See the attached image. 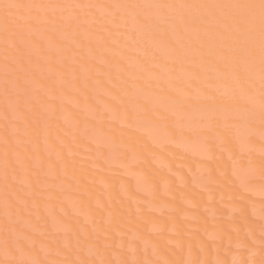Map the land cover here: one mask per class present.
<instances>
[{"label":"rangeland","instance_id":"1","mask_svg":"<svg viewBox=\"0 0 264 264\" xmlns=\"http://www.w3.org/2000/svg\"><path fill=\"white\" fill-rule=\"evenodd\" d=\"M237 1L173 0L174 3H171V0H81V2L79 0H2L0 2L2 12H0V264H89L93 259L95 263L99 261L97 264H159L158 262L171 264L167 262L168 259L165 260L164 253L166 251L167 254L171 253V249L167 248L168 244V247H173L172 249L177 252L181 250L182 247L178 245L176 237L179 235L180 226L184 227L185 223V227L188 228V233L184 230L185 236L190 235L194 238L200 235L204 241L198 242L199 245L201 242L200 246L195 243L198 246L195 247V252H189L188 245L183 246L184 249L182 248L180 252L185 254L183 258L187 257L186 261L183 259L185 264H254L253 261L258 256L261 257H258L257 261L262 264L261 258L263 257L264 260V33H262L264 18H261L264 14L256 16L257 21L258 18L262 20V22L258 21L260 23L253 18L256 13H263L264 7L259 10L261 13L254 11L257 7L252 10L254 16L252 18L250 6H244L248 0L244 3H242L244 0L241 3L240 0ZM189 2L193 5L191 6ZM214 2H218L219 5L217 3L216 7ZM256 2L259 3L257 4L260 6L259 9L264 6L263 0H260L261 3L254 0V3ZM59 3L64 7H60ZM178 3L183 7L182 11L179 6L177 7ZM254 3L251 2V5L247 2L251 6L256 5ZM169 4L175 7L172 6V9ZM242 5L246 10L249 9L245 11L241 8ZM212 7H215V11ZM4 8H7L6 11ZM10 8L12 11L9 10ZM113 9L120 14L115 13ZM158 9L163 12L159 10L158 13ZM145 10L149 12L152 10V13H146ZM190 10L193 16L188 13ZM212 11H217L213 14L218 16H213ZM248 13L250 18L246 17ZM244 16L248 20L243 21ZM37 17L38 19H35ZM100 17L106 22H101ZM162 17L163 21L159 19ZM213 19H216L217 23ZM187 22H190V28L189 25H185ZM100 24L107 25L101 27ZM248 24L250 26L252 24L253 28L256 26V29L261 27L263 29L254 32V28L250 31L251 27ZM137 25H141L140 28H136ZM12 26L14 28H11ZM79 26L83 29L81 27L79 29ZM145 26L150 32L144 28ZM197 27H201L203 32L200 33ZM155 28L159 31L161 29L162 33ZM109 29L112 32L108 33ZM115 29L118 31L116 32ZM141 29L146 33L140 31ZM171 30L177 32L175 34L177 36L171 35ZM180 32L182 34L184 32L186 36ZM252 32L256 33L257 37L253 36L254 34L251 36ZM112 33L117 40L113 39L112 43L109 40V43L102 41L113 38ZM156 35L162 39L155 38ZM108 36L110 37L106 38ZM179 36L184 37L185 40ZM212 36H215L214 39ZM149 39H154L152 41L154 45L160 43L159 40L164 41L165 43L161 41L162 45H159L166 48H160L161 51H158L159 48L151 44ZM180 41L185 43L183 42L182 45ZM174 42H180L179 46ZM186 42L188 44L184 46ZM103 43L108 45L112 52L107 51ZM113 43L118 45L114 46ZM121 46L125 47L120 49ZM112 47L115 49L113 50ZM140 47L145 51L149 49L147 54ZM180 48L185 50L181 51ZM98 50L103 53L102 59L98 58ZM104 50L107 58H104L106 55ZM165 51L170 53L165 54ZM135 52L139 57L137 56L138 59L133 62ZM120 54L129 56L127 57L129 60L121 58ZM191 54L192 56H189ZM146 55L152 58L149 59ZM131 56L133 58H130ZM158 58L160 60H157ZM91 60L98 63L94 65L95 68L91 65L93 63ZM116 60L127 63L125 65L119 62L115 66ZM138 60H142L145 64L142 65V61ZM108 61L111 65L113 63L115 65L109 67L111 65ZM85 63H89V66L87 64L85 66ZM148 64L150 68L147 67ZM100 65L107 69H102ZM88 67L91 69L93 67L94 71L92 72ZM96 67L99 72L95 71ZM108 67L111 72L107 74L105 72L108 71ZM137 67L138 72L134 70ZM99 76L104 77L106 84L110 85L113 82L114 84L111 85L116 91L109 92L108 88L101 84L103 78ZM110 78L113 79L111 82ZM102 95L106 98L110 97L113 103ZM51 101L53 103L55 101L54 104L57 102L60 108L55 109L57 104L54 106ZM68 103L77 110L76 114L69 105L67 106ZM21 110L25 113L23 111V114ZM58 117L64 122L58 124H62L61 133L66 137L59 138L60 135L58 137L61 130L56 129V125L53 124L56 121V119L53 121V118ZM52 124L55 129L53 126L52 128L58 130L57 133L55 132L56 136L51 134ZM31 125H36L33 131L34 127ZM36 128L40 133L35 131ZM43 131L45 133L42 134ZM132 132L137 133V137L138 135L141 137V140L134 144L135 146L132 144L134 142H131V136H127ZM52 137L57 139L55 140L57 143L53 142ZM13 142L17 147H13ZM38 142L42 143L39 145ZM50 142L56 143L54 145L59 148L52 146ZM10 145L11 148L16 149L12 151L15 153L11 158L12 164L6 160ZM24 146L32 149V153L26 157L29 160L32 156V160L29 161L32 172L25 165L27 160L23 162L24 158L19 155L22 153L20 150L23 152L24 149L27 150V148L23 149ZM40 147L44 156L39 152ZM147 148H150L151 152H146ZM75 154L80 155L82 160L88 161L92 171L95 172L89 181L91 187L95 189L93 196H91L92 188L84 187L81 180L68 168L64 155ZM149 163L152 164L151 167ZM146 165L149 168L153 166L157 168V173L159 172L157 175L162 174V177L157 178L158 180L153 178L155 175L148 178L144 172H147L146 170L154 172V170L148 168L145 170ZM109 177L112 180H109ZM172 183L175 189H172ZM227 185L239 189L236 190L237 193L235 191L239 195H236L234 190L230 191L234 188L226 187ZM221 189H227L226 195L225 191L221 193ZM196 194L198 197L201 196L199 200L203 196L201 203L195 200L198 199ZM231 194H235L234 197ZM124 204L126 207L123 206ZM121 208L125 211L123 215L117 212ZM241 210L246 212V216L241 214ZM174 217H176L175 221L182 223L178 229V222L175 223L176 226L173 223ZM246 217H252L251 227L240 224V222L243 224L244 218L246 222ZM132 218L138 219L135 220L137 226L136 223H132L133 220L131 222ZM156 219H160L164 227ZM164 219L171 220L173 225L169 222L167 224L170 226H167ZM215 219L220 224L215 222ZM223 220L227 222L223 223ZM249 220L251 219L248 218L247 221ZM254 220L257 221L256 224ZM205 221L207 225H204ZM237 223L242 229L233 228V224L237 225ZM254 224L255 227H252ZM206 226L209 229H206ZM222 228L230 229L229 233L231 231L233 237L225 233L222 235ZM190 231L193 234H189ZM235 231L238 236H235ZM168 233L174 234L172 239L177 243L170 239ZM163 235L170 237V240L163 237L161 240L163 243L159 244L158 236L162 239ZM241 239L247 244L239 242ZM154 241L157 242L158 247ZM191 249L189 246V250ZM184 251L186 252L183 253ZM204 251L210 253L208 258ZM190 259H196V263ZM256 264L260 263L256 262Z\"/></svg>","mask_w":264,"mask_h":264},{"label":"bare ground","instance_id":"2","mask_svg":"<svg viewBox=\"0 0 264 264\" xmlns=\"http://www.w3.org/2000/svg\"><path fill=\"white\" fill-rule=\"evenodd\" d=\"M1 1H2V0H1ZM1 1H0V2H1ZM31 1H32V0H31ZM79 1L81 2V0H79ZM91 1H92V0H91ZM95 1H96V0H95ZM101 1H102V0H101ZM110 1H111V0H110ZM164 1H165V0H164ZM172 1H173V0H171V3H174V2H172ZM194 1H195V0H194ZM198 1H199V0H198ZM206 1H207V0H206ZM234 1H235V0H234ZM236 1H237V0H236ZM241 1H242V0H240V3H241ZM246 1H247V0H246ZM250 1H251V0H248L247 2H249L250 4H251V2H252V4L254 3V0H252L251 2H250ZM255 1H257V0H255ZM258 1L260 2V0H258ZM7 2H8V1H7ZM59 2H60V1H59ZM69 2H70V1H69ZM97 2H98V1H97ZM169 2H170V1H169ZM178 2H179V1H178ZM218 2H219V1H218ZM218 2H216V3L214 2V5L216 4V5H215L216 7H217V3H218ZM220 2H221V1H220ZM228 2H229V1H228ZM228 2H227V3H228ZM237 2H239V1H237ZM244 2H245V0L242 1V3H244ZM247 2L245 3V5H244V4H243V5L246 6V7H249V6H250L249 8L251 9V11H250L251 13H252V10H254L256 7H257L258 10L256 9V10H254V11H259V10L261 11L262 8L264 7V6L262 5V7L259 9L260 6H257V4L259 5V3L256 2V3H254V4H256V5L251 6L252 4H251V5H250V4H247ZM261 2H262V1H261ZM261 2H260V3H261ZM263 2H264V0H263ZM43 3H44V2H43ZM67 3H68V2H67ZM72 3H73V2H72ZM114 3H115V2H114ZM116 3H117V2H116ZM160 3H161V2H160ZM164 3H165V2H164ZM179 3H180V2H179ZM179 3H178V5H177V7L179 6L178 8H180V9L183 8V7H180V4H181V3H180V4H179ZM186 3H187V2H186ZM189 3H190V2H189ZM192 3H193V2H192ZM201 3H202V2H201ZM221 3H222V2H221ZM240 3H239V4H240ZM30 4H31V3H30ZM48 4H49V3H48ZM79 4H81V3H79ZM157 4H158V3H157ZM167 4H168V3H167ZM167 4H166V6H167ZM190 4H191V3H190ZM197 4H198V3H197ZM205 4H206V3H205ZM224 4H225V3H224ZM262 4H263V3H262ZM8 5H9V4H8ZM12 5H13V4H12ZM22 5H24V4H22ZM28 5H29V4H27V6H28ZM37 5H39V3H38ZM44 5H45V4H44ZM59 5H60V3H59ZM59 5H58V6H59ZM76 5H77V4H76ZM88 5H89V4H88ZM192 5H193V4H191V6H192ZM207 5H208V3H207ZM218 5H219V3H218ZM220 5H221V4H220ZM243 5H242V6H243ZM247 5H249V6H247ZM260 5H261V4H260ZM0 6H1V4H0ZM3 6H4V5H3ZM13 6H14V5H13ZM13 6H12V7H13ZM16 6H17V5H16ZM18 6H19V5H18ZM27 6H26V7H27ZM45 6H46V5H45ZM45 6H44V8H47V7H45ZM55 6H56V5H55ZM79 6H80V5H79ZM79 6H78V7H79ZM99 6H100V4H99ZM103 6H104V5H103ZM109 6H110V5H109ZM169 6H170V4H169ZM172 6H173V5H171L170 7L173 9V7H175V6H173V7H172ZM200 6H202V5H200ZM205 6H206V5H205ZM205 6H204V7H205ZM208 6H209V5H208ZM212 6H213V5H212ZM244 6L241 7V8H242V9L244 8V10L247 11L249 8H247V10H246V7H244ZM10 7H11V6H10ZM32 7H33V6H32ZM56 7H57V6H56ZM60 7H64V6H61V5H60ZM80 7H83V6L81 5ZM97 7H98V3H97ZM111 7L114 8L113 6H111ZM161 7H162V6H161ZM161 7H160V8H161ZM210 7H211V6H210ZM21 8H22V7H21ZM50 8H52V7H50ZM65 8H66V7H65ZM65 8H64V9H65ZM67 8H68V7H67ZM67 8H66V9H67ZM99 8H101V7H99ZM112 8H111V9H112ZM162 8H163V7H162ZM186 8H190V7H189V6H186ZM205 8H206V7H205ZM212 8H213V11H215V10H214L215 7H212ZM252 8H253V9H252ZM2 9H3V7H2ZM4 9H5V11H6L7 8H4ZM16 9H17V8H16ZM24 9H25V8H24ZM76 9H77V8H76ZM83 9H84V8H83ZM117 9H118V8H117ZM172 9H169V10H172ZM180 9H179V10H180ZM192 9H193V8H192ZM203 9H204V8H203ZM216 9H217V8H216ZM225 9H226V8H225ZM239 9H240V8H239ZM242 9H241V10H242ZM9 10H11V8H10ZM44 10H45V9H44ZM79 10H80V9H79ZM86 10H87V9H86ZM91 10H92V9H91ZM93 10H94V9H93ZM113 10H115V9H113ZM113 10H112V11H113ZM159 10H160V9L157 10L158 13H160ZM187 10H188V9H186V11H187ZM194 10H195V9H194ZM11 11H12V10H11ZM14 11H15V10H14ZM19 11H20V8H19ZM45 11H46V10H45ZM65 11H66V10H65ZM69 11H70V10H69ZM102 11H103V10H102ZM115 11H116V10H115ZM124 11H125V10H124ZM160 11H161V10H160ZM180 11H182V9H181ZM205 11H206V10H205ZM213 11H212V14L217 12V11H216V12H213ZM254 11H253V12H254ZM260 11H259L258 13H261ZM262 11H264V10H262ZM0 12H1V9H0ZM7 12H8V11H7ZM9 12H10V11H9ZM23 12H24V11H23ZM31 12H32V11H31ZM31 12H30V13H31ZM47 12H48V11H47ZM52 12H53V11H52ZM52 12H51V13H52ZM56 12H57V11H56ZM77 12H78V10H77ZM94 12H95V10H94ZM100 12H101V11H100ZM145 12H146V13H152V10H151L150 12L147 11V10H145ZM161 12H163V10H162ZM177 12H178V10H177ZM189 12L191 13V10L188 11V13H189ZM196 12H197V11H196ZM209 12H210V11H209ZM209 12H208V13H209ZM225 12H226V11H225ZM225 12H224V13H225ZM1 13H2V12H1ZM34 13H35V12H34ZM53 13H54V12H53ZM63 13H64V12H63ZM85 13H86V12H85ZM115 13L120 14L118 11H116ZM123 13H125V12H123ZM123 13H122V14H123ZM170 13L172 14V12H170ZM180 13H183V12H180ZM219 13H220V11H219ZM251 13H250V15L252 16V18L255 16L253 19H256V16H259V15H263V14H264V12L261 13V14H257V13H256V14L253 16V13H252V14H251ZM11 14H12V13H11ZM13 14H14V13H13ZM13 14H12V15H13ZM26 14H27V13H26ZM28 14H29V12H28ZM61 14H62V13H61ZM68 14H69V13H68ZM70 14H71V13H70ZM70 14H69V15H70ZM87 14H88V13H87ZM99 14H101V13H99ZM111 14H112V13H111ZM126 14H127V13H126ZM174 14H175V13H174ZM191 14H192V13H191ZM195 14H197V13H195ZM195 14H194V15H195ZM212 14H211V15H212ZM222 14H223V13H222ZM4 15H5V12H4ZM21 15H22V14H21ZM23 15H24V14H23ZM29 15H30V14H29ZM35 15H36V14H35ZM43 15H44V14H43ZM91 15H92V12H91ZM97 15H98V13H97ZM156 15H158V14H156ZM175 15H177V13H176ZM184 15H186V14L184 13ZM215 15H216V14H215ZM215 15L213 14V16H215ZM233 15H234V14H233ZM250 15H249V13H248V14L246 15V17L249 16V18H250ZM7 16H8V14H7ZM7 16H6V17H7ZM16 16H17V15H16ZM16 16H14L15 19H16ZM40 16H41V15H40ZM47 16H48V15H47ZM47 16H45V17H47ZM57 16H58V15H57ZM93 16H94V15H93ZM146 16H147V15H146ZM146 16H145V17H146ZM165 16H166V15H165ZM192 16H193V14H192ZM192 16H191V17H192ZM216 16H218V15H216ZM221 16H222V15H221ZM227 16H228V15H227ZM8 17H9V16H8ZM8 17H7V18H8ZM14 17H12V18H14ZM24 17H25V16H24ZM72 17H73V16H72ZM85 17H86V16H85ZM102 17H103V16H102ZM102 17H100L99 20H102ZM158 17H160V16L158 15ZM158 17L156 16V18H158ZM163 17H164V16H163ZM163 17H162V18H159V19H162V21H163V20H164ZM166 17H167V16H166ZM182 17H183V16H182ZM187 17H189V16H187ZM223 17H224V15H223ZM246 17L244 16L243 19H242L241 17H240V18L244 21V19H245V20H246V19L248 20V18H246ZM92 18L94 19V17H92ZM92 18H90V19H92ZM98 18H99V17H98ZM112 18H113V17H112ZM112 18H111V20L114 21ZM117 18H118V17H117ZM120 18H122V17H120ZM180 18H181V17H180ZM189 18H190V17H189ZM189 18H188V20H190ZM194 18H195V17H194ZM199 18H200V17H199ZM201 18H202V17H201ZM213 18H214V17H213ZM257 18H258V17H257ZM263 18H264V17L262 16L261 19H263ZM17 19H19V18H17ZM35 19H38V17L35 18ZM42 19H43V18H42ZM46 19H47V18H46ZM68 19H69V18H68ZM74 19H75V18H74ZM132 19H133V18H132ZM159 19H157V20H159ZM210 19H211V18H210ZM217 19H218V18H217ZM225 19H226V18H225ZM229 19H230V18H229ZM5 20H7V19H5ZM30 20H32V19H30ZM48 20H49V19H48ZM79 20H80V19H79ZM94 20H95V19H94ZM130 20H131V19H130ZM133 20H135V19H133ZM173 20H176V19H173ZM184 20H185V19H184ZM194 20H196V19H194ZM202 20H203V19H202ZM202 20H200V21H202ZM213 20L216 21V19H213ZM213 20H212V23H214ZM218 20H219V19H218ZM259 20H260V18H258V21H259ZM9 21H10V19H9ZM18 21H20V20H18ZM18 21H17V22H18ZM50 21H51V20H50ZM97 21H98V19H97ZM168 21H169V19H168ZM170 21H171V20H170ZM178 21H179V20H178ZM256 21H257V19H256ZM258 21H257V23H260V22H258ZM260 21L262 22V20H260ZM263 21H264V20H263ZM23 22H24V21H23ZM32 22H33V21H32ZM32 22H31V23H32ZM67 22H68V21H67ZM73 22H75V21H73ZM79 22H80V21H79ZM79 22H78V23H79ZM89 22H90V21H89ZM99 22H100V21H99ZM101 22H104V23H105L106 21H103V20H102ZM124 22H125V19H124ZM152 22H153V21H152ZM152 22H151V23H152ZM166 22H167V21H166ZM171 22H174V21H171ZM176 22H177V21H176ZM197 22L199 23V20H197ZM245 22H246V21H245ZM15 23H16V22H15ZM18 23H19V22H18ZM31 23H30V24H31ZM50 23H51V22H50ZM52 23H53V22H52ZM52 23H51V24H52ZM60 23H61V22H60ZM86 23H87V22H86ZM115 23H116V22H115ZM151 23H150V24H151ZM157 23H158V22H157ZM216 23H217V21H216ZM218 23H219V22H218ZM255 23H256V22H255ZM7 24H8V22H7ZM43 24H44V23H43ZM66 24H67V23H66ZM75 24H77V21H76ZM75 24H73V25H75ZM122 24H123V22H122ZM148 24H149V23H148ZM168 24H169V23H168ZM174 24L177 25V23H175V22H174ZM174 24H172V25H174ZM189 24H190V22H189V23L187 22V24H185V25H189ZM200 24H201V23H200ZM262 24H263V23H262ZM22 25H23V24H22ZM55 25H56V24H55ZM100 25H101V24H100ZM103 25H107V24H103ZM103 25H101V27H105V26H103ZM135 25H136V24H135ZM152 25H153V24H152ZM155 25H156V24H155ZM164 25H166V24H164ZM172 25H170V26H172ZM194 25H195V24H194ZM212 25H213V24H212ZM244 25H245V24H244ZM244 25H243V26H244ZM248 25H249V24H248ZM253 25H254V24H253ZM256 25H257V24H256ZM258 25H259V24H258ZM27 26H28V25H26V27H27ZM52 26H53V25H52ZM83 26H84V25H83ZM86 26H87V25H86ZM86 26H85V27H86ZM108 26H111V25H108ZM119 26H120V25H119ZM122 26L124 27V25H122ZM139 26H141V25H137L136 28H138ZM146 26H149V25H146ZM146 26H145L144 28H146ZM161 26H162V25H161ZM191 26H192V25H191ZM217 26H218V25H217ZM220 26H221V24H220ZM251 26H252V24H251ZM251 26L249 25V27H251ZM260 26H261V25H260ZM260 26H259L258 28H260ZM54 27H55V26H54ZM70 27H71V26H70ZM80 27H81V26H79V29H80ZM87 27H88V26H87ZM97 27H99V26L97 25ZM126 27H127V26H126ZM128 27H129V26H128ZM158 27H159V26H158ZM158 27H157V28H158ZM173 27H175V26H173ZM173 27H172V28H173ZM207 27L209 28V26H207ZM214 27H215V26H214ZM246 27H248V26H246ZM249 27H248V28H249ZM255 27H256V26H255ZM255 27H254V28H255ZM262 27H264V24L262 25ZM262 27H261V29H256V28L254 29L253 27H251V30H250V31H253V29H254V32H255V31H258V30H262V29H263ZM11 28H14V27L12 26ZM28 28H29V27H27V29H28ZM60 28H61V27H60ZM81 28H82V27H81ZM92 28H93V27L91 26L90 29H92ZM94 28H95V27H94ZM110 28H111V27H110ZM114 28H115V27H114ZM119 28H120V27H119ZM119 28H118V29H119ZM139 28H140V27H139ZM144 28H143V29H144ZM170 28H171V27H170ZM187 28H188V27H187ZM189 28H190V25H189ZM197 28H198L197 30H199L201 27H200V28L197 27ZM202 28H203V27H202ZM204 28H206V27L204 26ZM240 28H243V27H240ZM244 28H245V27H244ZM16 29H17V28H16ZM25 29H26V28H25ZM79 29H78V30H79ZM82 29H83V28H82ZM85 29H86V28H85ZM90 29H89V30H90ZM104 29H106V28H104ZM107 29H108V28H107ZM121 29H123V28H121ZM126 29H127V28H126ZM134 29H135V28H134ZM143 29H141L140 31H142ZM146 29H147V28H146ZM152 29H153V28H152ZM155 29H156V28H155ZM164 29H165V28H164ZM176 29H178V27H177ZM179 29H181V28H179ZM233 29H234V28H233ZM245 29H247V28H245ZM11 30H12V29H11ZM32 30H33V29H32ZM98 30H99V29H98ZM113 30H114V29H113ZM115 30H116V32L118 31L117 29H115ZM138 30H139V29H138ZM147 30H148V29H147ZM153 30H154V29H153ZM168 30H169V28H168ZM206 30H207V29H206ZM247 30H248V29H247ZM23 31H24V30H23ZM60 31H61V30H60ZM79 31H80V30H79ZM82 31H83V30H82ZM95 31H96V28H95ZM135 31H137V30H135ZM135 31H133V32H135ZM144 31H145V30H143L142 32H144ZM148 31H149V30H148ZM156 31H159V30L156 29ZM160 31H161V29H160ZM160 31H159V32H160ZM209 31H211V30L209 29ZM212 31H213V30H212ZM11 32H12V31H11ZM11 32H10V33H11ZM73 32H75V31L73 30ZM110 32H112V30L109 29V32H108V33H110ZM119 32H120V31H119ZM149 32H150V31H149ZM172 32H173V31L171 30V35H172V34H174V35L177 34V32H176V33H175V32L172 33ZM197 32H198V31H197ZM199 32L202 33V32H203V29H202V32H201V29H200ZM205 32H207V31H205ZM205 32H204V33H205ZM254 32H252V34H250V35L252 36V35L254 34L253 36H255L256 33H254ZM260 32H261V31H260ZM19 33H20V32H19ZM69 33H70V32H69ZM76 33H77V31H76ZM76 33H75V34H76ZM101 33H104V32L101 31ZM135 33H136V32H135ZM144 33H146V32H144ZM156 33H158V32H156ZM160 33H162V31H161ZM167 33H168V32H167ZM180 33L182 34V32H180ZM200 33H199V34H200ZM214 33H215V32H214ZM249 33H251V32H249ZM262 33H264V30L262 31ZM15 34H16V33H15ZM71 34H72V33H71ZM71 34H70V35H71ZM131 34H132V33H131ZM151 34H154V33L151 32ZM158 34H159V33H158ZM163 34H164V33H163ZM183 34L185 35L184 32H183ZM183 34H182V35H183ZM188 34H189V33H188ZM260 34H261V33H260ZM5 35H6V34H5ZM9 35H10V34H9ZM19 35H20V34H19ZM55 35H56V34H55ZM98 35H99V33H98ZM100 35H101V34H100ZM100 35H99V36H100ZM114 35H115V34L112 33L111 37H113V38H109L110 36H108V37H106V38H109V39H107V41H106L105 39L102 40V41H103V42H107V43H109V41H110V43H112L113 39H116V37H114ZM121 35H123V34H121ZM126 35L128 36L129 34L127 33ZM205 35H206V34H205ZM211 35H212V34H211ZM11 36H12V35H11ZM15 36H16V35H15ZM20 36H21V35H20ZM61 36H62V35H61ZM61 36H60V37H61ZM73 36H74V35H73ZM90 36H91V33H90ZM102 36H103V35H102ZM127 36H126V37H127ZM134 36H135V35H134ZM153 36H154V35H153ZM166 36H168V35H166ZM169 36H170V34H169ZM169 36H168V37H169ZM175 36H177V35H175ZM175 36H173V38H175ZM185 36H186V35H185ZM215 36H216V35H215ZM215 36H214V37H215ZM262 36H263V35H261V37H262ZM17 37H18V36H17ZM57 37H58V36H57ZM67 37H68V36H67ZM71 37H72V35H71ZM87 37H88V36H87ZM100 37H101V36H100ZM118 37H119V36H118ZM158 37H159V36H158ZM158 37H157V35L155 36V38H158ZM180 37H182V36H179V38H180ZM209 37H210V36H209ZM214 37L212 36V39H214ZM256 37H257V35H256ZM258 37H259V36H258ZM261 37H260V38H261ZM263 37H264V36H263ZM263 37H262V38H263ZM7 38H9V37H7ZM34 38H36V37H34ZM74 38H75V37H74ZM74 38H73V39H74ZM90 38H91V37H90ZM155 38H154V39H155ZM159 38H161V37H159ZM169 38H170V37H169ZM183 38H184V37H182L181 39H183ZM201 38H202V37H201ZM16 39H17V38H16ZM16 39H15V40H16ZM21 39H22V38H21ZM92 39H94V38H92ZM99 39H102V38H99ZM122 39H123V37H122ZM144 39H146V38H144ZM154 39H152V40L149 39V40H151L150 43L153 44V45L155 44V43H152V41H153ZM161 39H162V38H161ZM175 39H177V37H176ZM188 39H189V41H190V38H188ZM191 39H193V38H191ZM198 39H200V38H198ZM206 39H208V38H206ZM10 40H11V39H10ZM39 40H40V39H39ZM70 40H71V39H70ZM82 40H83V39H82ZM95 40H96V39H95ZM108 40H109V41H108ZM116 40H117V39H116ZM116 40H115V42H116ZM124 40H125V39H124ZM124 40H123V41L121 40V41H122V42H125ZM179 40H180V39H179ZM179 40H178V41H179ZM183 40H185V39H183ZM209 40H210V39H209ZM55 41H56V40H55ZM77 41H78V40H77ZM127 41H128V40H127ZM130 41H131V40H130ZM157 41H158V40H157ZM157 41H156V42H157ZM161 41H162V40H159L160 43L157 42L158 45H157V43H156V45H154V46H157V48H159V49L156 48L158 51H159V50L161 51L160 48H166V47H162V46L160 47L159 44L162 45V42H164V41H162V42H161ZM173 41H174V39H173ZM210 41L213 42L214 40H210ZM11 42H12V41H11ZM42 42H43V41H41V43H42ZM70 42H71V41H70ZM78 42H79V41H78ZM83 42H84V41H83ZM100 42H101V41H100ZM180 42H181V41H180ZM180 42H179V43H180ZM183 42H184V41H183ZM183 42H181L182 45H183ZM208 42H209V41H208ZM208 42H207V43H208ZM62 43H63V42H62ZM67 43H68L67 45L70 44L69 42H67ZM81 43H82V42H81ZM84 43H85V42H84ZM118 43H120V42H118ZM146 43H148V42H146ZM164 43H165V42H164ZM164 43H163V45H164ZM174 43H175V42H174ZM179 43H175V44L178 45ZM184 43H185V42H184ZM204 43H205V42H204ZM207 43H206V44H207ZM42 44H43V43H42ZM71 44H72V43H71ZM76 44H78V43H76ZM113 44H114V46H115V44H117V43H113ZM140 44H141V43H140ZM151 44H150V45H151ZM187 44H188V43L186 42V44H184V46H187ZM190 44H191V43H190ZM72 45H73V44H72ZM84 45H85V44H84ZM103 45H104L103 47H106L107 51L112 52V50L110 49V47H107L108 45H106V44H104V43H103ZM117 45H118V44H117ZM137 45H138V44H137ZM180 45H181V44H180ZM42 46H43V45H42ZM69 46H70V45H69ZM78 46H79V45H78ZM132 46H134V44H133ZM178 46H179V45H178ZM90 47H91V46H90ZM92 47H93V46H92ZM118 47H119V46H117V48H118ZM124 47H125V46H124ZM124 47L121 46L120 49H123ZM138 47H139V46H138ZM141 47H143V46H141ZM141 47H140L141 50L144 49V48H141ZM145 47H146V46H145ZM181 47H182V46H181ZM192 47H193V46H192ZM199 47H200V46H199ZM43 48H44V47H43ZM68 48H69V47H68ZM72 48H73V47H72ZM87 48H88V47H87ZM108 48H109V49H108ZM112 48H113V47H112ZM177 48H178V47H177ZM194 48H195V47H194ZM79 49H80V48H79ZM114 49H115V48H113V50H114ZM125 49H126V48H125ZM130 49H132V48H130ZM180 49H181V51H184V50H185V49H183V48H180ZM188 49H189V48H188ZM41 50H42V49H41ZM83 50H85V49H83ZM87 50H88V49H87ZM87 50H86V51H87ZM118 50H119V49H118ZM148 50H149V49H147V51H148ZM150 50H151V49H150ZM154 50H155V49H154ZM166 50H167V49H166ZM189 50H190V49H189ZM202 50H203V48H202ZM205 50H207V49H205ZM208 50H209V44H208ZM68 51H69V50H68ZM101 51H102V50H101ZM119 51H121V50H119ZM147 51H145V49H144V52H145L146 54H147ZM179 51H180V50H179ZM181 51H180V54H181ZM191 51H193L192 48H191ZM191 51H190V53H192ZM25 52H26V51H25ZM43 52H44V50H43ZM45 52H46V51H45ZM97 52H99V50H98ZM165 52H166V53H165ZM165 52H164L165 54L170 53L169 51H165ZM104 53L106 54L104 58H107V53H106L105 50H104ZM123 53H124V52H123ZM129 53H130V52H129ZM161 53H162V55L164 56L163 52H161ZM78 54H79V52H78ZM102 54H103L102 52H101V53L99 52V55H100V56L98 55V58H100ZM124 54L126 55V53H124ZM124 54H122V55L120 54V55H121L120 57H121V58L124 57V58L127 59V57H129V56H127V57H126V56H123ZM130 54H132V52H131ZM134 54L136 55V52H135ZM152 54H153V53H152ZM188 54H189V53H188ZM194 54H195V53H194ZM205 54H206V53H205ZM80 55H81V53H80ZM94 55L97 56L96 54H94ZM114 55H115V54H114ZM128 55H129V54H128ZM138 55H139V54H138ZM138 55L134 56V58H133V56L130 57V58H133V59H132L133 62H134L135 60L138 59V58H136ZM168 55H169V54H168ZM172 55H173V54H172ZM186 55H187V54H186ZM201 55H202V54H201ZM47 56H48V55H47ZM74 56H75V55H74ZM77 56H78V55H77ZM81 56H82V55H81ZM84 56H85V54H84ZM86 56H87V55H86ZM146 56H148V55H146ZM155 56H156V55H155ZM166 56H167V55H166ZM189 56H192V54L189 55ZM193 56H194V55H193ZM54 57H55V56H54ZM87 57H89V56H87ZM102 57H103V56H102ZM102 57H101V59H102ZM109 57H110V56H108V58H109ZM138 57H139V56H138ZM164 57H165V56H164ZM92 58H93V55H92ZM95 58H96V60L99 62L98 58H97V57H95ZM110 58H111V57H110ZM115 58H117V57H115ZM121 58H120V60H122ZM140 58H141V57H140ZM142 58H143V57H142ZM148 58L150 59V58H152V56H151V57L148 56ZM154 58H155V57H154ZM161 58H162V57H161ZM170 58H171V56H170ZM85 59H86V57H85ZM85 59L83 60V62H85ZM117 59H118V58H117ZM144 59H145V58H144ZM167 59H168V57H167ZM81 60H82V59H81ZM93 60H94V59H93ZM111 60H112V59H111ZM127 60H129V59H127ZM145 60H147V59H145ZM145 60H144V61H145ZM152 60H153V59H152ZM157 60H160V59L158 58ZM162 60L164 61V58H163ZM169 60H170V59H169ZM172 60H173V58H172ZM172 60H171V61H172ZM174 60H175V59H174ZM76 61H77V60H76ZM78 61H79V60H78ZM86 61H87V60H86ZM89 61H90V58H89ZM91 61H92V60H91ZM118 61H119V60H118ZM138 61H142V60H138ZM165 61H167V60H165ZM81 62H82V61H81ZM92 62H93L94 64L92 63L91 65H93V66H94V65H95V66L98 65V63H97L96 61H95V62H96L97 64H96L94 61H92ZM100 62H101V60H100ZM106 62H107V61H106ZM106 62H105V63H106ZM108 62H110V61H108ZM119 62H123L125 65H126V63H127V62H125V61H119ZM119 62H117V60H116V61H115V63H117L116 65H115L114 63L111 65V62H110V64H109V63H108V64L111 65V66H109V67H112L113 65L117 66V65L119 64ZM146 62H147V61H146ZM154 62H155V61H153V63H154ZM172 62H173V61H172ZM172 62H171V63H172ZM52 63H53V62H52ZM138 63H139V62H138ZM160 63H161V61H160ZM86 64H87V63H85L84 65L86 66ZM88 64H89V63H88ZM88 64H87V65H88ZM106 64H107V63H106ZM139 64H140V63H139ZM143 64H145V63L142 61V65H143ZM102 65H104V64H102ZM102 65H100V67H102V69H107V68H105V67L102 66ZM131 65H132V64H131ZM148 65H149V64H148ZM151 65H152V63H151ZM158 65H161V64H158ZM88 66H89V65H88ZM95 66H94V68H95ZM122 66H123V65H122ZM133 66H134V65H133ZM139 66H140V65H139ZM100 67H99V68H100ZM109 67H108V68H109ZM119 67H120V65H119ZM147 67L150 68L151 66L149 65V66H147ZM88 68L91 69L90 67H88ZM97 68H98V67H96L95 71L99 72V71H98L99 69H97ZM116 68H117V67H116ZM122 68H123V67H122ZM91 70H92V72L94 71L93 67H92ZM100 70H101V68H100ZM109 70H110V68L108 69V71L106 70L105 73H107V72H111V71H109ZM134 70H136V71L138 72V67H137V69H134ZM90 72H91V71H90ZM92 72H91V73H92ZM100 72H102V71H100ZM114 72H115V71H114ZM137 72H135V73H137ZM105 73L103 72L104 75H107V74H108V73H107V74H105ZM37 74H38V73H37ZM92 74H94V73H92ZM97 75H98V74H97ZM36 76H37V75H36ZM101 77H102V76H101ZM101 77L99 76V78H101ZM102 78H103V80L100 79V80H101V84H103L104 87L106 86L105 88H108V91H109V92H112V93H113V91H116V88L113 87V86L111 85V84H114L113 82H111L113 79L110 78V79H111V80H110L111 84L109 85V83H107V84H108V85H107L106 82L104 81V80H105L104 77H102ZM44 79H45V78H44ZM75 80H76V79H75ZM46 81H47V79H46ZM41 82H42V81H41ZM77 82H78V81H77ZM80 82H81V81H80ZM153 82H154V81H153ZM43 83H44V82H43ZM99 83H100V82H99ZM44 84H45V83H44ZM20 85H21V86H24V84H23V85L20 84ZM27 85H28V84H27ZM80 85H81V84H79V86H80ZM66 88H67V87H66ZM84 88H85V87H84ZM68 89H70V88H68ZM103 89H104V88H103ZM67 91H69V90H67ZM70 91H71V90H70ZM104 91H105V90H104ZM109 92H108V93H109ZM69 94H70V93H69ZM38 95H39V93H38ZM107 95H108V94H107ZM42 96H43V95H42ZM45 96H46V95H45ZM78 96H79V95H78ZM78 96H77V97H78ZM102 96H103V95H102ZM51 97H52V96H51ZM80 97H81V96H80ZM103 97H105V96H103ZM103 97H102V98H103ZM44 98H45V97H44ZM105 98H106V97H105ZM109 98H110V97H109ZM109 98H106V100L109 101V102L112 101L111 103H113V100H112L111 98H110V99H109ZM51 99H52V98H51ZM51 99H49V100H51ZM44 100H45V99H44ZM55 100H56V99H55ZM52 101H53V99H52ZM52 101H51V102H52ZM44 102H46V101H44ZM46 103H47V102H46ZM52 103H53V102H52ZM54 103H55V101H54ZM54 103H53V104H54ZM33 104H34V103H33ZM56 104H57V102H56ZM56 104H54V106H55ZM59 105H60V103H59ZM68 105H69V103L67 104V106H68ZM54 106H53V107H54ZM58 107H59V106H58V104H57V107H55V109L58 108ZM59 108H60V107H59ZM69 108H71V109L73 110L74 113H75V112L77 113V110L73 109L72 106L70 107V105H69ZM22 109H23V107H22ZM72 110H71V111H72ZM21 111H22V113H23L24 110H21ZM73 112H72V113H73ZM24 113H25V111H24ZM24 113H23V114H24ZM76 113H75V114H76ZM26 114H27V113H26ZM57 115H58V114H57ZM28 116H29V115H28ZM32 116H33V115H32ZM54 117H55V116H54ZM24 118H25V116H24ZM35 118H36V117H35ZM59 118H60V117H58V118H53V121H54L55 119H56V121H57V124H55L56 121H54L53 124H54V126L56 125V126H55L56 129L58 128V130H61V128H62L61 125H62V124L60 125V123H62L63 121H62L61 119H59ZM58 119H59L60 121H58ZM25 120H26V118H25ZM28 120H29V118L27 119V121H28ZM35 120L37 121V119H35ZM36 121H35V122H36ZM61 121H62V122H61ZM58 122H60V123L58 124ZM24 123H25V122H24ZM31 123H32V122L30 121V124H31ZM37 123H38V122H37ZM63 123H64V122H63ZM66 123H67V122H66ZM53 124L51 125V128H52ZM20 125H21V124H19V126H20ZM59 125H60V127H59ZM64 125H66V124H64ZM23 126H25V125H23ZM28 126L30 127V125H28ZM31 126H32V125H31ZM35 126H36V125H33V126H32V127H34V128L32 129V131L35 129ZM54 126H53V128H54ZM21 127H22V125H21ZM32 127H31V128H32ZM39 127H40V126H39ZM25 128H26V127H25ZM27 128H28V127H27ZM37 128H38V125H37ZM37 128H36L35 131H38V133H40V132H39L40 130H38ZM53 128H52V130L50 129V130H51V134H55V136H56V135H57L56 133L58 132V130H54L55 128H54V129H53ZM29 129H30V128H29ZM39 129H40V128H39ZM43 129H44V128H43ZM53 130H54V131H53ZM64 130H65V129H63V132H65ZM35 131H34V133H35ZM52 131H53V133H52ZM55 132H56V133H55ZM59 132H60V133L58 134V137H59V135H60L59 138L65 136V135L63 136L64 133H61L62 130L59 131ZM8 133H9V131H8ZM26 133H27V132H26ZM38 133H37V134H38ZM43 133H45V132L43 131L42 134H43ZM32 134H33V132H32ZM37 134H36V135H37ZM136 135H137V133L134 134L133 132L127 134V136H131V139H132L131 142H134V143H132L133 145H134L135 143H138L137 141L141 140V139H140L141 137L138 135V137H139V138H138ZM24 136H25V135H24ZM37 136L39 137V135H37ZM42 136H43V135H42ZM52 136H53V135H52ZM55 136H54V137H55ZM54 137H52L51 139L53 140ZM65 137H66V136H65ZM10 138H11V137H10ZM36 138H37V137H35V139H36ZM40 138H41V137H40ZM40 138H38V140H39ZM55 138H56V137H55ZM55 138H54L53 142H54L55 140H57V139H55ZM134 138H135V139H134ZM7 139H8V138H7ZM51 139H50V140H51ZM137 139H138V140H137ZM8 140L10 141L11 139H8ZM41 140H43V139L41 138ZM41 140H40V141H41ZM52 140H51V141H52ZM11 141H12V140H11ZM135 141H136V142H135ZM5 142H6V141H5ZM53 142H50V143H52V146H53L54 144L56 145L57 141H55L56 143H53ZM7 143H8V141H7ZM9 143H10V142H9ZM13 143H14V142H13ZM13 143H12L13 147H14V148L17 147V146H15V143H14V144H13ZM36 143H37V142H36ZM38 143H39V145H40V143H42V142H38ZM10 144H11V143H10ZM37 145H38V144H37ZM55 145H54V146H55ZM57 145H58V144H57ZM136 145H138V144H136ZM6 146H7V145H6ZM8 146H9V144H8ZM42 146H43V144L41 145V147H42ZM85 146H86V145H85ZM134 146H135V145H134ZM3 147H4V145H3ZM11 147H12V146L10 145V147H9L8 150H7V154H8V155H7V158H8V159H6V160H8L9 163H11V158H13V157H14L13 154H15V153L12 152V151L14 150V148H11ZM41 147H40V150H41ZM55 147H56V146H55ZM55 147H54V148H55ZM57 147L59 148V146H57ZM57 147H56V148H57ZM90 147H91V146H90ZM136 147H139V146H136ZM136 147H135V148H136ZM4 148H5L4 150L7 149L6 147H4ZM18 148H19V147H18ZM24 148H27V147L24 146L23 149H24ZM19 149H22V147H20ZM28 149L31 150V152H30ZM138 149H139V148H138ZM149 149H150V148H147L146 152H151V150H149ZM17 150H18V149H17ZM24 150H25L26 152H25V151L23 152V150H20V151H22V153H20L19 155H21V156L24 158V160H25L26 157H29V155L32 153V149H30L29 146H28L27 150H26V149H24ZM14 151H16V149H15ZM20 151H18V153H19ZM27 151H28V152H27ZM136 151H137V149H136ZM139 151H141V150L139 149ZM39 152H40V153L42 152L41 154L44 156V152H43L42 150L39 151ZM16 153H17V152H16ZM33 154H34V153H33ZM41 154H40V155H41ZM27 155H28V156H27ZM42 155H41V156H42ZM78 155H79V154H78ZM64 156H66L65 159H66V161H67V163H68V166H69L68 168L70 169V171L72 172V174L76 175V176L81 180V182H82V184L84 185V187L92 188L91 185L89 184V183H90L89 181H90V179H92V176L94 175L95 172H94V170L92 171L91 167L89 166V162H88V161H85V160H82V159H81L82 157H81L80 155L77 156L76 154H75V155H71V156H67V155H64ZM86 156H87V155H86ZM22 157H21V158H22ZM31 157H32V156H30V159L32 160ZM30 159H29V160L26 159L27 162H26V160L23 161V159H22V161H23V162H26L25 165H27V166H28V170H30V172H32V169H31L32 166H29V164H31V162H29V161H31ZM12 160H13V159H12ZM15 160H16V159H15ZM15 160H14V163H16ZM12 162H13V161H12ZM11 164H12V163H11ZM11 164H9V166H10ZM54 164H55V163H54ZM13 165H14V164H13ZM13 165H12V166H13ZM12 166H11V167H12ZM146 166H147V167H146ZM146 166L144 167L145 170H146L147 168H148L149 170H151V169L154 170V172H151L152 170H151L150 172H148V170H146L147 172H144V173L148 176V178H149V177H152V176L155 175L156 178H155V177H153V178H154L155 180H158L157 178L160 179V177H162V174H161V173H160L161 176H160V175H157V174L159 173V172L157 173V168H155L154 166H153L152 168H149V167L152 166V164L149 163V167H148V165H146ZM15 167H16V166H15ZM15 167H14V168H15ZM12 168H13V167H12ZM33 171H34V170H33ZM154 173H156V174H154ZM148 174H150V175H148ZM151 174H152V175H151ZM147 176H146V177H147ZM108 179H109V180H112L111 177H109ZM228 181H229V180H228ZM229 182H230V181H229ZM172 185H173V183H172ZM226 187L232 188L233 186L230 187V185H229V186L227 185ZM173 188H174V185L172 186V189H173ZM233 188H234V189H230V191L232 190V192H233V190H234V193H235L236 190H239V189H235V187H233ZM14 189H15V187H14ZM174 189H175V188H174ZM227 189H228V188H227ZM227 189H224V190L221 189L222 192H221V191H220V192H221V193H224V191L227 190ZM192 190H193V189H192ZM186 191H187V190H186ZM230 191H228V193H229ZM192 192H194V190H193ZM12 193H13V192H12ZM226 193H227V192L225 191V195H226ZM236 193H237V191H236ZM236 193H235V194H236ZM94 194H95V189H94V187H93V188L91 189V196H93ZM188 194L191 196V193L188 192ZM188 194H187V195H188ZM235 194H234V195H235ZM240 194H241V193H240ZM10 195H11V194H10ZM14 195H15V194H14ZM192 195L194 196V194H192ZM197 195H198V194H196L195 196H197ZM231 195H233V194H231ZM234 195H233V197H234ZM236 195H239V194H236ZM222 196H223V195H222ZM229 196H230V195H229ZM10 197H11V196H10ZM10 197H9V198H10ZM191 197H192V196H191ZM197 197H198V196H197ZM200 197H201V196H200ZM200 197H198V199H195V200H199ZM239 197H240V196H239ZM241 197H242V195H241ZM244 197H245V196H244ZM92 198H93V197H92ZM202 198H203V196H202ZM202 198H201V200H199V203H201L200 201H202ZM245 198L247 199V197H245ZM10 199H11V198H10ZM10 201H11V200H10ZM263 202H264V201H263ZM12 203H13V202H12ZM197 203H198V201H197ZM199 203H198V204H199ZM123 206H125V204H124ZM125 207H126V206H125ZM125 207H124L123 209H125ZM241 211H242L241 214L244 215V216H246V212L243 211V210H241ZM117 212L120 213L121 215H123V212H125V211H122V208H121V209L117 210ZM243 212H244V213H243ZM247 215H248V213H247ZM152 216H153V215H152ZM248 216H249V215H248ZM251 216H252V215H251ZM154 218H155V217H154ZM175 218H176V217H174V218L172 219L174 225H175V223L178 222L177 219H176L177 221H175ZM246 218H247V219L249 218V219H251V220L247 221V219H246V220H245L246 222H244V219H245V218H244V219H243V224H244V225H243L241 222H240V224H241L242 226H247V225H248V227H251L250 225L253 223V219H252V217H246ZM152 219H153V218H152ZM160 219H161V218H160ZM160 219H156V221H157V220L159 221ZM178 219H179V218H178ZM132 220H133V222H132ZM135 220H138V219H135ZM135 220H134V218H132V219H131V222H132V223H136ZM145 220H146V219H145ZM145 220H144V221H145ZM148 220H149V219H148ZM150 220H151V217H150ZM204 220H206V219H204ZM204 220H203V221H204ZM207 220H208V219H207ZM215 220H216V219H215ZM134 221H135V222H134ZM139 221H140V220H139ZM208 221H209V220H208ZM219 221H220V220H219ZM224 221H226V220H223V223H224ZM251 221H252V222H251ZM146 222H147V221H145V223H146ZM159 222H160V221H159ZM169 222L172 223L171 220H170V221H169V220H168V221H167V220L165 221V219H164V223L167 224V223H169ZM183 222H184V221H183ZM213 222H214V220H213ZM215 222H217V220H216ZM221 222H222V221H221ZM226 222H227V221H226ZM226 222H225V223H226ZM247 222H249L250 224L247 223ZM255 222H257V221L254 220V223H255ZM147 223H148V222H147ZM156 223H158V222H156ZM161 223H162V222H160V224H161ZM173 223H172L171 225H173ZM178 223H179V224H178ZM178 223H177V229H178V226H180V224L182 225V223H180V222H178ZM184 223H185V222H184ZM184 223H183V224H184ZM203 223H204V222H203ZM208 223H209V222H208ZM217 223L220 224V222H217ZM228 223H229V221H228ZM232 223H234V222H231V224H232ZM137 224H138V223H136L135 225L137 226ZM140 224H141V223H140ZM191 224H193V223H191ZM199 224H200V223H199ZM199 224H197V225L199 226ZM213 224H214V223H213ZM231 224H230V225H231ZM235 224H236V222H235ZM240 224H238V223H237V225H234V224H233V228H235V230H236V229H237V230L242 229L241 226H240ZM245 224H246V225H245ZM255 224H256V223H255ZM255 224L252 225V227H255ZM131 225H133V224H131ZM154 225H156V224H154ZM161 225H163V224H161ZM188 225H189V223H188ZM204 225H207V221H205V224H204ZM209 225H210V224H208V226H209ZM228 225H229V224H228ZM228 225H227V226H228ZM142 226H143V225H142ZM167 226H170V224H167ZM175 226H176V225H175ZM185 226H186V223L184 224V227H183V226H180V229L178 230V231H179V235H178V237H176L177 234H176V236H175V237H176V240L179 242L178 245H179V246L181 245L180 248H181V247L183 248V246L188 245V246H187V247H188V248H187L188 251H189V252H190V251L195 252V251H196V248H195V247H196L197 245L200 246V245H201V242L203 241V240L201 239L202 236L200 237V235H197L198 237H197V236H194V238L190 237V235H188L189 237H187V235L185 236L184 234L188 233V228L185 227ZM190 226H191V225H190ZM227 226L225 225V227H227ZM138 227H139V226H138ZM163 227H164V225H163ZM165 227H166V226H165ZM181 227H182V228H181ZM191 227H192V226H191ZM204 227H205V226H204ZM209 227H210V226H209ZM139 228H140V227H139ZM139 228H137V229H139ZM161 228H162V227H161ZM183 228H184V229H183ZM185 228H186V229H185ZM198 228H199V227H198ZM196 229H197V226H196ZM196 229H195V230H196ZM202 229H203V228H202ZM206 229H209V228H207V226H206ZM225 229H226V230H225ZM140 230H141V229H140ZM162 230H163V229H162ZM180 230H181V231H180ZM182 230H183V231H182ZM184 230L186 231V233H185ZM197 230H198V229H197ZM229 230H230V229L222 228V231H221V233L223 232L222 235H224V233H225V234H228V236H232L233 233H231V231H230V233H229ZM183 232H184V233H183ZM182 233H183V234H182ZM190 233H192V232L190 231L189 234H190ZM196 233H197V232H196ZM180 234H181V235H180ZM192 234H193V233H192ZM230 234H231V235H230ZM235 234H236L235 236H238V233H236V231H235ZM168 235H170V234L168 233ZM173 235H174V234H173ZM173 235H170L171 238H170L169 236H168V237H169L170 239H172V236H173ZM204 235H205V234H204ZM150 236H151V235H150ZM179 236H180V237H179ZM235 236H234V237H235ZM163 237H166V235H163V236H162V239L160 238V236H158V241H157V240H156V241H157L159 244H160V243H163V242H161V240H163ZM173 237H174V236H173ZM203 237H204V236H203ZM232 237H233V236H232ZM159 238H160V239H159ZM169 238L166 237V240H168ZM191 238H192V239H191ZM199 238H200V239H199ZM205 238H206V237H205ZM170 239H169V240H170ZM203 239H204V238H203ZM256 239H257V238H255V240H256ZM154 240H155V239H154ZM172 240H173V239H172ZM201 240H202V241H201ZM257 240H258V239H257ZM48 241H50V240H48ZM48 241H46L47 244H49V243L51 244V241H50L49 243H48ZM156 241H154L155 244L157 243ZM173 241H175V240H173ZM177 241H175V242L177 243ZM199 241H201V242H200V245H199V243H198ZM203 242H204V241H203ZM239 242H242V243H243L244 240L242 241V239H241V241H239ZM195 243H198V244L196 245ZM244 243H245V242H244ZM50 244H49V245H50ZM171 244H172V243H171ZM245 244H247V243H245ZM156 245H157V244H156ZM162 245H163V244H162ZM168 245H169V244H168ZM168 245H167V248H168L169 250L171 249V253H170L169 251H168L169 254H167V251L164 253V254H165V260L168 259L167 262H168V263L170 262L171 264H182V263H184V262H183V259L186 261V258H187V257L183 258V257L185 256V254H181L182 252H180V251L182 250V248H181V250H180L179 252H177L176 250H173V249H172L173 247H172V248H171V247H168ZM173 245H174V244H173ZM164 246H166L165 243H164ZM170 246H172V245H170ZM179 246H178V247H179ZM189 246H190V249L192 248L191 250H189ZM198 246H197V247H198ZM157 247H158V245H157ZM206 247H207V246H206ZM161 248H162V247H161ZM165 248H166V247H165ZM180 248H179V249H180ZM202 248L205 249V246H204V247L202 246ZM183 249H184V248H183ZM194 249H195V250H194ZM197 249H198V248H197ZM206 249H207V248H206ZM206 249H205V250H206ZM103 250H104V249H103ZM185 250H186V248H185ZM198 251H199V249H198ZM102 252H105V251H102ZM102 252H101V253H102ZM185 252H186V251H184L183 253H185ZM193 252H191L192 255H193ZM204 252H205V254H206V253L208 254V255H207V254L205 255V256H207L206 258H208L210 253H208L207 251H204ZM204 252H202V254H203ZM104 254H105V253H104ZM104 254H103V255H104ZM164 254H163V256H164ZM186 254H187V253H186ZM189 254H190V253H189ZM194 254H195V253H194ZM200 254H201V252H200ZM196 255H197V254H196ZM104 256H105V255H104ZM182 256H183V257H182ZM193 256H194V255H193ZM197 256H198V255H197ZM197 256H196V257H197ZM190 257H191V256H190ZM194 257H195V256H194ZM200 257H201V255H200ZM258 257H259V256H258ZM258 257H257V258H258ZM260 257H261V256H260ZM260 257H259V258H260ZM191 258H192V257H191ZM257 258L255 259V261H256L257 263H260V264H261L260 261H259V262L257 261V260H259V258H258V259H257ZM197 259H199V258L197 257ZM222 259H224V258H222ZM261 259H262V260H261ZM261 259H260V260L262 261V264H264L263 257H262ZM190 260H191L192 262H195V261H196V259H195V260L190 259ZM199 260H200V259H199ZM89 261H90V260H89ZM89 261H88V262H89ZM91 261H92V262H91ZM91 261L89 262V264H92V263H93V264H97V263L99 262V261H98V262L96 261V263H95V262H94V259L91 260ZM187 261H188V260H187ZM255 261H253L254 264H256ZM165 262H166V261H165ZM158 263L160 264V262H158ZM185 263H186V262H185ZM185 263H184V264H185ZM187 263H188V262H187ZM195 263H196V262H195ZM99 264H102V263H99ZM193 264H194V263H193ZM196 264H197V263H196Z\"/></svg>","mask_w":264,"mask_h":264}]
</instances>
